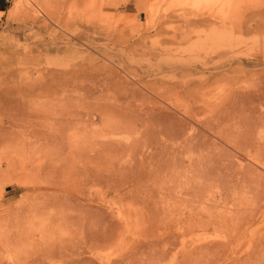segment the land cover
Here are the masks:
<instances>
[{
    "label": "rangeland",
    "instance_id": "374dc122",
    "mask_svg": "<svg viewBox=\"0 0 264 264\" xmlns=\"http://www.w3.org/2000/svg\"><path fill=\"white\" fill-rule=\"evenodd\" d=\"M2 1L0 99L41 76L42 113L0 109V262L215 264L206 245L252 216L235 249L263 264L264 0ZM103 219L112 240L92 245Z\"/></svg>",
    "mask_w": 264,
    "mask_h": 264
},
{
    "label": "bare ground",
    "instance_id": "6f19581e",
    "mask_svg": "<svg viewBox=\"0 0 264 264\" xmlns=\"http://www.w3.org/2000/svg\"><path fill=\"white\" fill-rule=\"evenodd\" d=\"M28 73H26V72H21L20 74H19V76H20V78H21V80H20V83L19 84H17L18 86H20V88L19 89H21V92H23V91H26V92H28V93H23V95H24V97H23V99H20V100H17V101H13V100H4L3 98L2 99H0V109H5V110H10V111H13V112H15L17 115L18 114H25V113H28V112H30V113H38V114H41L42 113V103H41V101H40V103L39 102H37V104H31L30 103V100H29V96L31 95V92H33L36 88L37 89H39V87H41V82H40V78H41V76H39L38 78V80L37 81H35V82H33V80L32 79H30L28 76ZM41 75H42V73H41ZM37 86V87H36ZM18 89V90H19ZM101 93V92H100ZM2 94V93H1ZM98 94V93H97ZM28 99V100H27ZM62 108H64V105H62L61 104V106H60V108L59 109H62ZM1 111V110H0ZM72 122V121H71ZM66 126H69L68 124H65ZM64 124H63V129H60L59 130V132H61L62 130V132H64L65 131V128H66V126H65ZM58 127H60V126H58ZM67 128H69V127H67ZM221 132H225V134L226 135H228L227 133H226V131H220V132H217L218 133V137L220 136V140L221 141H223L224 143H226V144H228V145H234L235 147H237L238 145H235V144H233L235 141L233 140L234 138L233 137H231V135H229L231 138H233V139H229V138H227L226 136H223V133L220 135V133ZM245 132H248V133H250V130H244V133ZM217 133H215V134H217ZM244 133H243V135H244ZM33 134V135H32ZM32 137H34L35 138V140H36V142H40V140H41V137L42 136H44V135H42L40 132H33L32 131ZM45 134V133H44ZM65 134H66V132H65ZM88 135H89V133H87ZM251 134V133H250ZM250 134H249V137H248V135L246 136V137H248V139H246V137H245V139L243 140V143H245V144H254V141L252 140V138H250V137H252V136H250ZM93 135V134H92ZM232 135H234V134H232ZM240 135V134H239ZM52 137H54V138H52V137H48V139L49 140H51V142L52 141H54L55 143H57L58 142V140L61 138V140L62 139H64L63 138V136H64V133H62V135H60V134H58L57 136H53V135H51ZM217 136V135H216ZM237 137H238V135H236ZM45 137V136H44ZM244 137V136H243ZM88 138H89V136H88ZM45 139V138H44ZM44 139H42V140H44ZM48 139L47 140H44V141H48ZM239 139V138H238ZM241 139V138H240ZM239 139V140H240ZM241 141V140H240ZM44 143V144H50V143ZM61 142V141H60ZM54 143V144H55ZM64 143V142H63ZM63 143L61 144V151H64V150H68L66 147H65V145H63ZM236 143H237V141H236ZM54 144H52V145H54ZM57 144H59V143H57ZM56 144V145H57ZM238 144V143H237ZM60 146V145H59ZM102 146H104L103 145V143H102ZM52 147V146H51ZM103 149V148H102ZM105 150H107V149H105ZM104 150V151H105ZM122 150V149H121ZM60 151V152H61ZM80 151V150H79ZM98 151V150H97ZM103 151V150H102ZM73 151H69V154L71 155V153H72ZM83 152V151H82ZM124 152V151H123ZM121 153V155L123 154L124 155V153ZM131 152V151H130ZM90 153V152H89ZM199 161V160H198ZM88 162V161H87ZM207 163V162H206ZM57 171V170H56ZM60 171L62 172V168H60ZM59 171V172H60ZM88 172V171H87ZM63 178V177H62ZM232 182V181H231ZM59 183V182H58ZM200 184V183H199ZM75 185V184H74ZM83 186H87V183H86V185H84L83 184ZM201 186V185H200ZM44 187H45V184H44ZM60 187V188H59ZM65 187V186H64ZM61 188V186H59V185H57V184H54V183H47V188H49V190H51L52 191V196L54 197V199H53V201H54V205L55 204H58L59 203V205L61 204V202H60V200H58V196H57V194L58 193H63L64 191H63V189H65V188ZM77 188H79V187H77ZM76 188V189H77ZM198 188H200V187H198ZM215 188H217V187H215ZM60 189V190H59ZM67 189V188H66ZM81 189H82V187H81ZM196 189V188H195ZM48 190V191H49ZM72 190V192H74L73 190H74V188L73 189H71ZM85 190V189H84ZM221 190V189H220ZM220 190H218V192L220 191ZM68 191V190H67ZM67 191H65V192H67ZM183 191V190H182ZM197 191H199V190H197ZM211 192V191H210ZM222 192H223V190H222ZM222 192H220L219 193V196L220 197H222L223 196V193ZM71 193V192H70ZM209 193V192H208ZM213 193V192H212ZM68 194V196H71V194L69 195V193H67ZM205 194H206V191H205ZM59 195V194H58ZM84 194H83V192L81 193V191L80 190H78V191H75V193H73V195L71 196V197H69V198H72V197H76V198H78L79 200H82L83 199V196ZM210 195V194H209ZM205 196V195H204ZM203 197V196H202ZM68 198V197H67ZM68 198V199H69ZM206 198V197H205ZM200 199V198H199ZM222 199V198H221ZM47 200H49V199H47ZM64 200H66V199H64ZM79 200H77V201H79ZM207 200V199H206ZM52 201V202H53ZM214 201V200H213ZM51 202V201H50ZM213 204V203H212ZM214 204H215V202H214ZM103 205V204H102ZM210 208H211V206H210ZM217 208V207H216ZM241 208H243L242 206H241ZM201 209H203V208H200L198 211H196L195 213H193V212H190V211H187L188 213H187V215L189 216V218L191 217V216H202V214H206V216L208 217V219H209V222H210V220H211V215H213L214 213H215V211H214V209H213V211H214V213L212 214V213H210L209 211H208V209L206 208V212H202V210ZM170 209H168V211H169ZM216 210V209H215ZM240 210V209H239ZM242 210V212H243V214L245 213V216L246 215H248V214H246V212H244V211H246V209L244 208V209H241ZM244 210V211H243ZM167 211V210H166ZM237 213H239V211H238V209L237 210H235ZM242 212H240L241 214L240 215H242V217H243V219H244V215L242 214ZM164 213H165V211H164ZM162 214V215H164V217H165V215L168 213H166V214ZM182 213V212H181ZM197 213V214H196ZM183 214V213H182ZM186 214V213H185ZM216 215H217V213H215ZM234 214H235V212H234ZM234 214H232V215H234ZM179 215H180V212H179ZM236 215V214H235ZM234 215V216H235ZM239 215V216H240ZM231 216V215H230ZM184 217V216H183ZM215 215H214V220L213 221H215V223H216V219H215ZM242 217H240V220H241V218ZM247 217V216H246ZM188 218V219H189ZM218 218V217H217ZM226 218V217H225ZM231 218H232V216L229 218V220H231ZM237 218V217H236ZM248 219H245V222H244V224H242V229H237V230H235V227L233 228L236 232L239 230V232H237L236 234L234 233L233 234V229L231 228L232 227V225L231 226H229L230 224H232V222L234 223V221H236L235 219H232V222L231 223H229V227L232 229L230 232V235L232 234V236H235V235H238L236 238V240H234V241H223V243H217V242H215V241H213V242H211V243H209V244H207L206 245V249H205V255L207 254L208 255V253L210 252V251H212V252H214V253H216V254H220L219 255V257L221 256V258H218V260L216 261V263L220 260H222L220 263H217V264H241L244 260H246L247 262H250V261H248V258L250 257V256H252V255H250L249 256V254H247L246 252V255H245V253L244 252H242L241 250H243V247L245 246L244 244H243V242H242V244L241 245H243V247H241V245H240V247L242 248H239L238 250H236L235 248H236V245L238 244H240L241 243V240H243L244 238H247L249 235H250V237L253 235V233H252V231H250V232H248V228L253 224V222H254V220H253V218H252V216L250 217H247ZM104 219H106V218H104ZM104 219L101 221V223L99 224V226H96V228L94 229V228H91L90 230H89V232H88V236H90V239H91V241H93V244L92 245H94V244H102V243H105L106 241H109L110 239H111V237L112 236H110V234L108 233V228L109 227H107L106 225H105V223H102V222H104ZM108 219V218H107ZM125 220H126V218H124ZM180 219H184V218H180ZM64 220V218H62V221ZM83 221H84V219H82ZM112 220V219H111ZM119 220H121L122 221V217H121V219H119ZM228 220V221H229ZM234 220V221H233ZM238 220H239V218H238ZM106 221V223L108 222V223H111V221L109 222V221H107V220H105ZM127 221H128V219H127ZM70 222V221H69ZM224 222H225V219H224ZM230 222V221H229ZM214 223V222H213ZM213 223H211V224H213ZM214 223V224H215ZM218 224H220L219 222H217ZM225 223H227V220H226V222ZM118 224H121L120 222H118ZM211 224H209L208 223V225H207V227H211L212 225ZM224 224V223H223ZM228 224V223H227ZM111 225H112V223H111ZM111 225H109V226H111ZM210 225V226H209ZM244 225V226H243ZM215 226V225H214ZM214 226H213V229H214ZM223 226V225H222ZM224 226H225V224H224ZM227 226V227H228ZM221 227V226H220ZM226 227V226H225ZM224 227V228H225ZM226 227V228H227ZM217 228H218V230H215L216 232L218 231V233H219V227L217 226ZM224 228H222V229H224ZM226 228L224 229L226 232L229 230V228H228V230H226ZM221 229V230H222ZM252 229V228H251ZM253 230V229H252ZM223 231V230H222ZM224 231V232H225ZM234 231V232H235ZM255 231V230H254ZM222 233V235L224 234V236H225V234L226 233ZM229 232V231H228ZM79 233V232H78ZM221 233V232H220ZM219 233V234H220ZM79 234H83V233H79ZM217 234V233H216ZM230 235L229 234H227V236H229L230 237ZM257 236H259L260 237V235H257ZM126 237V236H125ZM125 237H123V239L121 238V240L122 241H124L125 240ZM232 239H234V237L232 238ZM231 239V240H232ZM257 239V238H256ZM256 239L254 240L255 242H258V241H256ZM259 239V241H260V238H258ZM257 239V240H258ZM112 240V239H111ZM218 241V240H217ZM220 241V240H219ZM218 241V242H219ZM250 241V240H249ZM255 242L253 243V244H255ZM2 243V242H1ZM121 243V242H120ZM249 244V243H248ZM257 244V243H256ZM259 245V244H258ZM246 246H248L247 244H246ZM245 246V247H246ZM254 247V246H253ZM252 247V248H253ZM59 249V251H60V248L61 249H63L64 248V246H62V245H60L59 243H57V246L55 247V249ZM57 249V250H58ZM77 249V248H76ZM89 249V248H88ZM241 249V250H240ZM249 249V248H248ZM251 249V248H250ZM249 249V250H250ZM255 249V248H254ZM254 249H253V252H254ZM85 250V249H84ZM246 250H247V248H246ZM256 250V249H255ZM244 251H245V249H244ZM251 251H252V249H251ZM258 251V250H257ZM86 252V251H85ZM252 252V253H253ZM87 253V252H86ZM252 253H250V254H252ZM222 254V255H221ZM245 256H244V255ZM253 254H255V252L253 253ZM82 255V254H81ZM80 256V255H79ZM202 256V255H201ZM249 256V257H248ZM155 257V256H154ZM161 257H162V255H161ZM257 257V256H255V255H253V259H255V258ZM258 258H260V257H258ZM158 259V258H157ZM257 259V258H256ZM255 259V261H257ZM261 260H262V258H260ZM197 260V259H196ZM199 261L200 260H203L202 258L201 259H198ZM197 260V261H198ZM250 260V259H249ZM158 261H160L159 259H158ZM204 261V260H203ZM254 260H253V262L255 263V264H261V263H259V261L256 263ZM263 261V260H262ZM77 263L79 262V261H76ZM152 262V264H153V261H151ZM264 262V261H263ZM75 263V262H74ZM155 263V262H154ZM196 263H199V262H196ZM195 263V264H196ZM205 263V262H204ZM215 263V264H216ZM0 264H2V262H0ZM98 264H106V263H104V262H102V261H98ZM149 264V263H148ZM201 264H202V262H201ZM210 264V263H209ZM264 264V263H263Z\"/></svg>",
    "mask_w": 264,
    "mask_h": 264
},
{
    "label": "trees",
    "instance_id": "16d2710c",
    "mask_svg": "<svg viewBox=\"0 0 264 264\" xmlns=\"http://www.w3.org/2000/svg\"><path fill=\"white\" fill-rule=\"evenodd\" d=\"M2 3H3V1L0 0V4H2ZM0 10H1V11H4V6H0Z\"/></svg>",
    "mask_w": 264,
    "mask_h": 264
}]
</instances>
